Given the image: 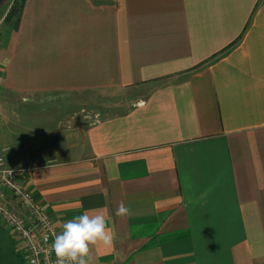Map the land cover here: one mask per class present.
Segmentation results:
<instances>
[{
	"label": "crops",
	"instance_id": "obj_1",
	"mask_svg": "<svg viewBox=\"0 0 264 264\" xmlns=\"http://www.w3.org/2000/svg\"><path fill=\"white\" fill-rule=\"evenodd\" d=\"M12 2L0 148L59 230L105 216L89 264H264V0Z\"/></svg>",
	"mask_w": 264,
	"mask_h": 264
},
{
	"label": "built area",
	"instance_id": "obj_2",
	"mask_svg": "<svg viewBox=\"0 0 264 264\" xmlns=\"http://www.w3.org/2000/svg\"><path fill=\"white\" fill-rule=\"evenodd\" d=\"M25 178V170L4 166L0 156V225L14 235L26 264H55V255L50 256L48 250L62 230L54 226L46 211L24 187ZM5 193L17 201L15 209L3 204Z\"/></svg>",
	"mask_w": 264,
	"mask_h": 264
},
{
	"label": "clouds",
	"instance_id": "obj_3",
	"mask_svg": "<svg viewBox=\"0 0 264 264\" xmlns=\"http://www.w3.org/2000/svg\"><path fill=\"white\" fill-rule=\"evenodd\" d=\"M129 209L121 204L117 215L124 216ZM114 233L107 227L103 214L82 213L68 220L49 246V255H55V264H89L90 246L102 244L112 247Z\"/></svg>",
	"mask_w": 264,
	"mask_h": 264
},
{
	"label": "rangeland",
	"instance_id": "obj_4",
	"mask_svg": "<svg viewBox=\"0 0 264 264\" xmlns=\"http://www.w3.org/2000/svg\"><path fill=\"white\" fill-rule=\"evenodd\" d=\"M14 1V0H13ZM77 109L78 108H74V107H69L68 108V111H71L70 113H68V115L67 116H70V118L68 119L70 122H68V126L69 127H71V126H73L74 125V123L73 122H75V125L77 126L78 124H79V122H80V119H84L83 117L84 116H86L87 118H88V120H90V117L91 118H100V116L101 115H92L91 113L90 114H79V112H77ZM73 110V111H72ZM74 111H76V112H74ZM74 112V113H73ZM35 123H38L39 122V120H35L34 121ZM50 123L51 122H47V126H50ZM12 147H9V146H5V147H1L0 148V156L3 158V163H4V166H9V167H11V164H10V160H9V158H8V155H9V153L12 151V149H11ZM8 154V155H7ZM6 157H7V159H6ZM11 168H13V167H11ZM0 238H7V239H10L11 241H13V244H14V250H15V255L22 261V264H26V259H25V257L23 256H21V254L19 253V250L17 249V242H16V239H15V237H14V235L10 232V231H8V230H6V229H4L1 225H0ZM15 240V241H14ZM24 258V259H23Z\"/></svg>",
	"mask_w": 264,
	"mask_h": 264
},
{
	"label": "flooded vegetation",
	"instance_id": "obj_5",
	"mask_svg": "<svg viewBox=\"0 0 264 264\" xmlns=\"http://www.w3.org/2000/svg\"><path fill=\"white\" fill-rule=\"evenodd\" d=\"M0 264H22L15 255L14 244L10 239L0 238Z\"/></svg>",
	"mask_w": 264,
	"mask_h": 264
},
{
	"label": "trees",
	"instance_id": "obj_6",
	"mask_svg": "<svg viewBox=\"0 0 264 264\" xmlns=\"http://www.w3.org/2000/svg\"><path fill=\"white\" fill-rule=\"evenodd\" d=\"M25 1L26 0H14L12 2L3 19L5 25H10L15 29L18 28Z\"/></svg>",
	"mask_w": 264,
	"mask_h": 264
}]
</instances>
